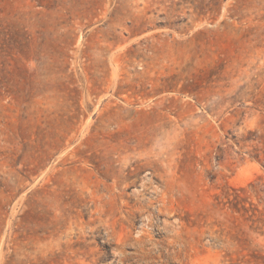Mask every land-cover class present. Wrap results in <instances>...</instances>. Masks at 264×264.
Instances as JSON below:
<instances>
[{
	"label": "rangeland",
	"instance_id": "1",
	"mask_svg": "<svg viewBox=\"0 0 264 264\" xmlns=\"http://www.w3.org/2000/svg\"><path fill=\"white\" fill-rule=\"evenodd\" d=\"M0 264H264V0H0Z\"/></svg>",
	"mask_w": 264,
	"mask_h": 264
}]
</instances>
